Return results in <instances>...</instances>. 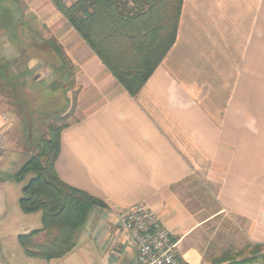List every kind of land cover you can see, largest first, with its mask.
I'll return each mask as SVG.
<instances>
[{"label": "crops", "instance_id": "1", "mask_svg": "<svg viewBox=\"0 0 264 264\" xmlns=\"http://www.w3.org/2000/svg\"><path fill=\"white\" fill-rule=\"evenodd\" d=\"M0 11L13 16L0 29V76L33 79L47 93L68 77L65 96L79 117L61 131L56 170L107 204L91 211L66 256L31 257L19 243L22 251L0 246V264H132L137 247L122 217L138 204L155 210L184 264H251L222 261L225 248L207 256L211 218L192 207L190 182L244 223L261 249L254 264H264V0H183L175 43L135 96L51 0H0ZM12 122L0 104V221L21 210L25 182L10 175L29 158ZM30 227L17 240L42 226Z\"/></svg>", "mask_w": 264, "mask_h": 264}, {"label": "trees", "instance_id": "2", "mask_svg": "<svg viewBox=\"0 0 264 264\" xmlns=\"http://www.w3.org/2000/svg\"><path fill=\"white\" fill-rule=\"evenodd\" d=\"M51 1L133 96L175 43L183 7V0ZM11 20L10 12L0 11V29ZM56 51L62 55L60 49ZM56 64L59 72L66 67L61 58ZM0 79V90L11 86L13 97L19 99L24 85L19 84L20 77L3 75ZM66 80L68 77L61 73V81ZM65 126H51L50 135L39 139L24 165L10 175L19 183L25 182L19 199L21 210L41 213L40 229L18 235L19 243L31 257L52 260L69 254L91 211L107 206L103 200L67 184L57 173L55 164Z\"/></svg>", "mask_w": 264, "mask_h": 264}, {"label": "rangeland", "instance_id": "3", "mask_svg": "<svg viewBox=\"0 0 264 264\" xmlns=\"http://www.w3.org/2000/svg\"><path fill=\"white\" fill-rule=\"evenodd\" d=\"M59 78L61 79L60 76ZM66 82L69 83L68 80L64 81ZM64 83L60 81L55 86L57 89L54 88L56 89L54 92L47 93L33 79L30 82L24 81L22 94L17 100L12 95L13 90L0 92V104L3 109L5 107V110L10 112L13 121L11 129L13 138L16 139L17 149L25 153L26 157H30L34 152L35 144L39 139L50 135L51 126L61 127L79 117L75 104L71 106V100L65 96ZM44 85L47 84L44 83ZM74 88L72 84L71 90L73 91ZM186 185L184 192L190 199L194 210L199 211L203 218L209 216L211 218L209 225H206L207 232L212 236L210 237L212 238L211 252H207V256L214 254L212 251L216 247L225 248L226 250L219 253L223 256L222 261L239 257L242 259L255 257L253 261L247 262L254 264L261 249L251 244L245 234L246 231L242 229L244 223L223 212L212 191H203L196 182ZM28 226H31L30 228L42 226L40 212L26 214L19 210L17 214L11 210L6 220L0 221V246L4 250L15 248L22 251L16 234ZM229 245L232 250H227Z\"/></svg>", "mask_w": 264, "mask_h": 264}, {"label": "built area", "instance_id": "4", "mask_svg": "<svg viewBox=\"0 0 264 264\" xmlns=\"http://www.w3.org/2000/svg\"><path fill=\"white\" fill-rule=\"evenodd\" d=\"M122 224L137 247L132 264H184L171 232L151 207L138 204L127 209Z\"/></svg>", "mask_w": 264, "mask_h": 264}]
</instances>
